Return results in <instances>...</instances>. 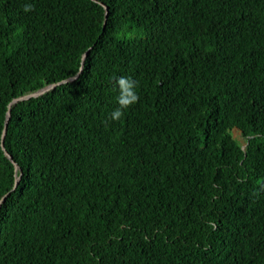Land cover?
Returning <instances> with one entry per match:
<instances>
[{
	"label": "trees",
	"instance_id": "16d2710c",
	"mask_svg": "<svg viewBox=\"0 0 264 264\" xmlns=\"http://www.w3.org/2000/svg\"><path fill=\"white\" fill-rule=\"evenodd\" d=\"M8 109L0 264H264V0H0Z\"/></svg>",
	"mask_w": 264,
	"mask_h": 264
},
{
	"label": "clouds",
	"instance_id": "9594fccd",
	"mask_svg": "<svg viewBox=\"0 0 264 264\" xmlns=\"http://www.w3.org/2000/svg\"><path fill=\"white\" fill-rule=\"evenodd\" d=\"M33 10L34 5L32 4H25L23 7L25 13ZM112 81L115 85V89L118 90V96L116 98L118 107L111 112L109 120L119 121L124 116L125 110L139 102L140 97L137 92L138 82L131 77L125 76L113 77Z\"/></svg>",
	"mask_w": 264,
	"mask_h": 264
},
{
	"label": "water",
	"instance_id": "95a60500",
	"mask_svg": "<svg viewBox=\"0 0 264 264\" xmlns=\"http://www.w3.org/2000/svg\"><path fill=\"white\" fill-rule=\"evenodd\" d=\"M105 9H106V7H105ZM105 16H106V10H105ZM86 54H87V52L83 53V55H82V62H83L84 57L86 56ZM81 71H82V68L80 67L79 68V71L77 72V74H75L72 77H69V78H67L65 80H62V81H59V82H56V83H51V84L45 85L42 88H40V89H38V90H36L34 92H31V93H28V94H25V95L16 97V98H14V99L11 100V102L9 103L8 106H10L11 104H14V103H16L18 101H23V100H26V99H29V98H32V97H37V96L43 94L44 92H46V91H48L50 89H53L57 85H60V84H62L64 82H67V81H72V80H74L80 74ZM9 117H10V110L8 109L7 112H6V115H5L4 125H3V129H2V132H1V136H0V146H1L2 150L4 151V155L10 161H12V163L14 164V169L16 171L18 169L17 164L13 161L11 155L4 148V136H5V133H6V127H7V123H8ZM19 177H20V172H19L18 175L15 174V181H14L13 189L16 187L17 182L19 180ZM7 195H8V193L4 194L0 198V206H1V203L4 201V199L6 198Z\"/></svg>",
	"mask_w": 264,
	"mask_h": 264
},
{
	"label": "rangeland",
	"instance_id": "374dc122",
	"mask_svg": "<svg viewBox=\"0 0 264 264\" xmlns=\"http://www.w3.org/2000/svg\"><path fill=\"white\" fill-rule=\"evenodd\" d=\"M233 134H234V136H237V137H239V133H238V131L237 130H233Z\"/></svg>",
	"mask_w": 264,
	"mask_h": 264
}]
</instances>
